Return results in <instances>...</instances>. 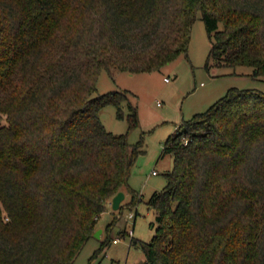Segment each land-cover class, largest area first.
<instances>
[{"label":"trees","instance_id":"1","mask_svg":"<svg viewBox=\"0 0 264 264\" xmlns=\"http://www.w3.org/2000/svg\"><path fill=\"white\" fill-rule=\"evenodd\" d=\"M198 12L209 59L264 77V0H0V264H75L144 151L103 123L124 102L139 119L129 90L93 95L99 74L188 56ZM163 153L142 264H264V92L230 88Z\"/></svg>","mask_w":264,"mask_h":264},{"label":"rangeland","instance_id":"2","mask_svg":"<svg viewBox=\"0 0 264 264\" xmlns=\"http://www.w3.org/2000/svg\"><path fill=\"white\" fill-rule=\"evenodd\" d=\"M211 44L201 12H198L188 56L181 54L154 71L100 72L93 95L129 90L139 119L138 126L130 128V109L124 102L121 106L124 117H117L116 106L107 105L100 112L103 123L114 133H128L131 143L140 141L144 151L131 169L121 208L114 210L112 204H107L97 220L98 229H103L101 236L90 237L75 264L144 263L142 242L150 241L158 226L156 212L147 202L154 191L167 184L165 173L174 166L172 154L163 153L167 137L194 114L207 110L232 87L264 92V77L254 75L253 67L218 66L209 59ZM134 197L137 198L135 203L132 202ZM105 240L108 244L101 248Z\"/></svg>","mask_w":264,"mask_h":264},{"label":"water","instance_id":"3","mask_svg":"<svg viewBox=\"0 0 264 264\" xmlns=\"http://www.w3.org/2000/svg\"><path fill=\"white\" fill-rule=\"evenodd\" d=\"M125 199V191H119L113 198H112V207L114 210H118L121 206V203ZM103 229H97L94 233L95 236L100 237Z\"/></svg>","mask_w":264,"mask_h":264},{"label":"crops","instance_id":"4","mask_svg":"<svg viewBox=\"0 0 264 264\" xmlns=\"http://www.w3.org/2000/svg\"><path fill=\"white\" fill-rule=\"evenodd\" d=\"M124 191H125V190H124ZM125 196H126V194H125ZM109 204H112V199L109 200L108 205H109ZM121 204H122V203H121Z\"/></svg>","mask_w":264,"mask_h":264},{"label":"built area","instance_id":"5","mask_svg":"<svg viewBox=\"0 0 264 264\" xmlns=\"http://www.w3.org/2000/svg\"><path fill=\"white\" fill-rule=\"evenodd\" d=\"M168 79H169V78H167V80H168ZM154 173H155V171H154ZM114 241L117 242V239H115Z\"/></svg>","mask_w":264,"mask_h":264}]
</instances>
